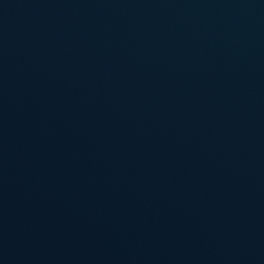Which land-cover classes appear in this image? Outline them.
I'll list each match as a JSON object with an SVG mask.
<instances>
[{"label":"water","instance_id":"1","mask_svg":"<svg viewBox=\"0 0 264 264\" xmlns=\"http://www.w3.org/2000/svg\"><path fill=\"white\" fill-rule=\"evenodd\" d=\"M0 264H264V0H0Z\"/></svg>","mask_w":264,"mask_h":264}]
</instances>
